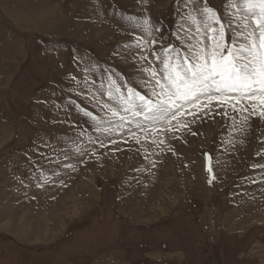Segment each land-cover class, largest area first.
I'll use <instances>...</instances> for the list:
<instances>
[{"label": "rangeland", "instance_id": "1", "mask_svg": "<svg viewBox=\"0 0 264 264\" xmlns=\"http://www.w3.org/2000/svg\"><path fill=\"white\" fill-rule=\"evenodd\" d=\"M241 2L0 0V264H264V105L124 111Z\"/></svg>", "mask_w": 264, "mask_h": 264}, {"label": "snow or ice", "instance_id": "2", "mask_svg": "<svg viewBox=\"0 0 264 264\" xmlns=\"http://www.w3.org/2000/svg\"><path fill=\"white\" fill-rule=\"evenodd\" d=\"M233 6L242 9L245 20L250 19L255 25L245 36L246 44L226 49L223 26L218 34L215 28H211V45L199 48L194 63L186 59L171 64L165 60L164 79L167 83L156 81L161 91L155 103L129 89L124 111L131 112L133 117L142 115L145 120L164 121L169 116L175 119L177 114L182 115L181 110L188 104L193 108L202 107L203 100L209 104L215 100L233 107L244 100L264 105V0H242L241 4ZM205 12L215 23H220L211 9H205ZM252 107L255 109L256 105ZM112 114L117 115L115 110ZM260 115L264 116V111ZM120 119L126 120L127 117L121 116Z\"/></svg>", "mask_w": 264, "mask_h": 264}, {"label": "bare ground", "instance_id": "3", "mask_svg": "<svg viewBox=\"0 0 264 264\" xmlns=\"http://www.w3.org/2000/svg\"><path fill=\"white\" fill-rule=\"evenodd\" d=\"M6 9V8H5ZM23 14V13H22ZM20 15V14H17L16 16H17V18L16 19H19L20 21H23L22 20V16L23 15ZM24 17V16H23ZM25 18V17H24ZM23 18V19H24ZM32 19V18H31ZM42 20L41 19H39V18H34V19H32L31 20V22L34 24V25H36V26H39L36 30H40V31H44V32H46V33H52V31H53V33H55V31L54 30H52V29H50V28H54L55 27V25H49L48 26V28H45V27H40V26H42V22H41ZM54 26V27H53ZM4 43V42H3ZM1 108V107H0ZM53 108V107H52ZM51 109V108H50ZM1 110H2V108H1ZM52 110V109H51ZM179 172H181V171H179ZM233 172V171H232ZM86 175V174H85ZM87 176V175H86ZM82 179H84V178H82ZM168 196V195H167ZM61 216V215H60ZM261 216V215H260ZM255 217V216H254ZM140 221V220H139ZM236 230V229H235ZM37 242V241H36Z\"/></svg>", "mask_w": 264, "mask_h": 264}, {"label": "crops", "instance_id": "4", "mask_svg": "<svg viewBox=\"0 0 264 264\" xmlns=\"http://www.w3.org/2000/svg\"><path fill=\"white\" fill-rule=\"evenodd\" d=\"M4 1H6V0H4ZM7 2H8V1H7ZM5 8H7V7L3 5V6H2L3 13H4V9H5ZM23 15H24V14H23Z\"/></svg>", "mask_w": 264, "mask_h": 264}]
</instances>
